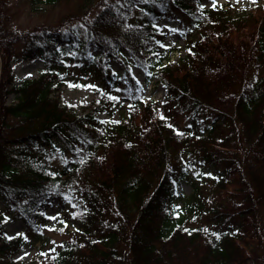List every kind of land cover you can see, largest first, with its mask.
Instances as JSON below:
<instances>
[{"label":"trees","instance_id":"trees-1","mask_svg":"<svg viewBox=\"0 0 264 264\" xmlns=\"http://www.w3.org/2000/svg\"><path fill=\"white\" fill-rule=\"evenodd\" d=\"M204 2L29 0L70 10L22 30L0 0V264H24L15 256L34 241L28 264H264V0ZM163 17L183 48L161 47ZM122 55L123 72L110 70ZM32 59L39 75L16 82L14 65ZM134 65L164 85L162 101L145 98ZM91 83L81 111L64 102ZM121 99L126 117H98ZM10 220L24 224L12 238ZM53 228L67 237L50 243Z\"/></svg>","mask_w":264,"mask_h":264},{"label":"rangeland","instance_id":"rangeland-1","mask_svg":"<svg viewBox=\"0 0 264 264\" xmlns=\"http://www.w3.org/2000/svg\"><path fill=\"white\" fill-rule=\"evenodd\" d=\"M253 0H239L237 3L236 0H217L218 6L223 5H235L238 6V8H248L250 6V3ZM5 4L3 6V11L6 14V11L9 12V22L8 26L10 28H19V29H31L32 27H36L39 25H54L56 21L62 17L68 10H70V7L67 6H60L51 8L45 12L36 13L34 12V8L30 5L29 0H5ZM207 6H210L211 0L206 2ZM159 23L165 27V28H174L175 30L170 32L169 35L166 38V44L170 47L176 46L179 48H183L186 44V41L184 37L181 35L179 31L176 30V27L179 26L178 21L171 18H162L159 20ZM184 53V50L179 51L178 53H175L172 55V60H176L179 58L180 55ZM126 57L128 56L127 53L124 54ZM2 56V52L0 50V59ZM125 56H121V58H112L109 62V69L117 71L119 73H122L124 70V65L122 58ZM171 60V61H172ZM15 80L16 82L23 81L27 78H35L39 75L40 71L44 67V63L40 59H32V60H25L19 63H16L15 65ZM131 74L133 76V79L136 82L144 83V90L143 94L146 99L154 100V101H162L164 99L165 95V87L164 85L159 81V79H154L151 84H146V74L142 68L139 66H133L131 69ZM94 93H95V85L93 83L87 85L86 87L80 88V89H73V88H66L63 90V98L64 102L71 104L75 106L78 110L81 111V108L84 104H87L91 102L94 99ZM9 102L12 101L13 95H10ZM123 99L120 100V102ZM125 103L126 101H122L121 103ZM123 105L122 108L117 109V113L114 117H109L107 113H101L98 115V117L102 121H110V122H116L124 117H126L127 111L126 108ZM188 119L183 120L181 123L185 124ZM177 190L180 194H183L185 196H189L193 192V188L190 183L188 182H181L177 186ZM0 208H3V204L0 203ZM55 211V208H50L47 211L48 215L53 214ZM77 225L75 223H72L70 228V231H74ZM5 229L7 231V236L9 238H12L14 236H17L21 234L24 230V224L21 221H14L10 220L7 222ZM47 236L49 238L50 243H54L57 241H60L67 237L68 233L64 231H59V229L55 231H48L46 232ZM40 246V242L34 241L33 244L26 246L24 249H22L16 256L15 259L21 263L28 264L31 262L34 258L37 256V250Z\"/></svg>","mask_w":264,"mask_h":264},{"label":"snow or ice","instance_id":"snow-or-ice-1","mask_svg":"<svg viewBox=\"0 0 264 264\" xmlns=\"http://www.w3.org/2000/svg\"><path fill=\"white\" fill-rule=\"evenodd\" d=\"M236 2L238 3L239 2V0H236ZM255 2V0H253V3ZM211 3H212V6L215 8L216 7V4H217V0H211ZM161 47H167L166 45H161ZM72 86H75V85H70V87H72ZM111 99H113V100H115L116 99V97H112ZM50 219H53V220H55L56 219V217H51ZM61 223H63V221H61ZM65 226H67V225H65ZM50 230H53V231H55V229L53 228V229H50ZM62 230V229H61Z\"/></svg>","mask_w":264,"mask_h":264}]
</instances>
